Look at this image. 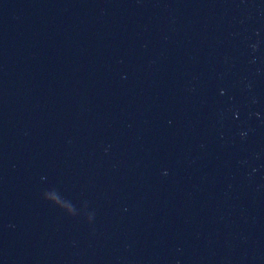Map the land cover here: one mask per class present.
<instances>
[{"label": "water", "instance_id": "water-1", "mask_svg": "<svg viewBox=\"0 0 264 264\" xmlns=\"http://www.w3.org/2000/svg\"><path fill=\"white\" fill-rule=\"evenodd\" d=\"M0 264H264V0H0Z\"/></svg>", "mask_w": 264, "mask_h": 264}]
</instances>
